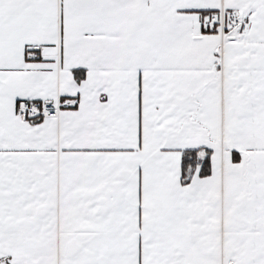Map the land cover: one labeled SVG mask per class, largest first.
Returning <instances> with one entry per match:
<instances>
[{
  "label": "snow or ice",
  "instance_id": "snow-or-ice-1",
  "mask_svg": "<svg viewBox=\"0 0 264 264\" xmlns=\"http://www.w3.org/2000/svg\"><path fill=\"white\" fill-rule=\"evenodd\" d=\"M0 264H264V0H0Z\"/></svg>",
  "mask_w": 264,
  "mask_h": 264
}]
</instances>
